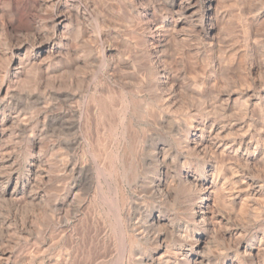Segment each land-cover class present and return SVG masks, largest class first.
Segmentation results:
<instances>
[{
	"label": "rangeland",
	"instance_id": "374dc122",
	"mask_svg": "<svg viewBox=\"0 0 264 264\" xmlns=\"http://www.w3.org/2000/svg\"><path fill=\"white\" fill-rule=\"evenodd\" d=\"M166 1L0 0V98L5 94L2 90L4 85L17 87L14 100L5 107V112L28 121L27 125L17 122L7 124L5 135L0 140V190L8 183L11 189L16 187L12 196H3L0 192V264H60L64 255H68L66 264H145L144 256L153 252V245L148 241H137L132 234H123L115 218L113 201L119 198L126 200L125 215L131 197L145 193L141 185L136 187L129 184L133 175L131 178L129 172H124L119 160L116 161L113 176L108 177L107 181L96 173L91 174L87 184L78 191L76 210L68 207L60 211V197L70 192L74 184V177L64 166L73 153L83 158L87 148L83 144L74 148L70 146L68 139L74 130L69 124L55 117L45 118L49 113L46 102L53 103L54 112L67 107L56 96H44L45 82L39 80L38 64L30 65V54L34 47L54 37L53 24L60 11L70 15L72 29L65 38H58L52 56L44 54L47 72H51L53 80L54 71L59 67L69 69L74 74L83 72L87 81L93 80L99 84L100 91L95 94L98 99L102 89L106 93L118 92V85L109 83L110 64L118 66L124 60L136 61L139 64L138 73L145 78L128 84V99L132 96L136 98L128 108L120 104L122 96L119 93L113 98L115 109L110 112L109 122L105 124L99 118L100 112L91 101L92 97L89 102L78 100L85 111L84 133L87 138L91 135L90 140H93L92 144L95 143L93 147L96 151L92 144L91 149L101 152L100 160L97 159L99 163L106 166L108 157L102 149H98L102 144H112L105 127L110 128L111 124L123 119L126 125L130 124L138 131L146 128L157 133L146 146L155 142L166 143L167 140L173 142L180 156L171 165L169 179L182 167L199 170L207 163L222 167L225 186L223 198L212 202L214 205L211 206L214 211L222 209L223 217L219 222L212 221L204 226L194 215L202 191L186 181L176 185L174 203L169 206L161 204L162 210L175 220L174 226L163 231L164 248L160 253L166 258L161 264H184L180 255L183 241L199 231L207 235L203 254L214 257L204 264H223L229 258L236 259L239 264H252L246 248L254 231L259 228L253 223L247 201L233 203L230 197L242 192V179L252 177L253 170L242 159L222 155L214 148V144L222 138L229 141L237 137V129L224 137L213 138L206 150L201 152L185 146V139L191 120L198 119L206 125L212 123L210 118L214 116L221 119V125L235 121L232 118L235 117L236 107L224 114L214 115L207 102L209 96L205 98L204 94L214 95L216 91L226 94L230 89L240 90L237 63L243 67V72H249L253 64H261V71L257 72L261 76L260 83H255L252 78L255 73L252 71L254 75L249 76L241 91L264 94V0H216L219 17L215 21L212 46L207 44L204 31L195 27L190 19H182V23L175 24L174 18L168 14ZM181 1L185 0H177V5ZM163 42L168 43L165 51L168 56L170 47L179 52L182 65L168 57L159 62L156 60ZM20 44L25 47L17 57L13 56V50ZM254 49L259 51L258 55ZM76 54L95 55L98 60L87 66L81 62L71 66L70 61ZM221 59L229 62L235 70L220 72L218 61ZM19 61H27L31 69L18 74L21 71L18 68L22 65ZM152 62H156L157 66L169 67L175 75L170 79L174 90L169 89L168 85L156 86L153 75L146 74L144 67ZM115 70L120 76L118 68ZM68 76L61 74L57 79L61 78L62 81ZM60 91L65 93V90ZM82 92L90 97L93 90L84 88ZM169 94L172 95L170 100L165 98ZM141 98L154 99L153 109L141 105L138 101ZM78 101L73 99L70 104L77 107ZM204 101L209 108H205ZM166 104L171 105L169 110L165 108ZM196 106L203 107L197 110ZM160 114L170 115V121L175 128L179 125L180 132L172 130L170 133L164 129L157 121ZM89 127L90 130L87 129ZM98 135L100 147L94 142ZM123 138L120 136L122 142L117 140L120 142L116 141L113 147L117 151L121 149L122 153L126 144ZM35 147L37 150L33 152ZM137 152L139 156L140 151ZM8 156L11 161L7 163ZM91 161L94 163L92 158ZM31 163H35L37 172L30 170ZM156 164V160L140 164V180L150 182L148 178L156 172ZM261 180L264 188V178ZM137 183L141 184L140 181ZM100 186L103 188L102 194L98 190ZM145 199L159 203L149 195ZM179 224L186 229L184 238L176 232ZM259 226L263 228L262 224Z\"/></svg>",
	"mask_w": 264,
	"mask_h": 264
},
{
	"label": "bare ground",
	"instance_id": "6f19581e",
	"mask_svg": "<svg viewBox=\"0 0 264 264\" xmlns=\"http://www.w3.org/2000/svg\"><path fill=\"white\" fill-rule=\"evenodd\" d=\"M166 4L168 14L172 19L174 18L175 24L182 23V19H190L195 27H199L204 31L208 40L207 44L209 46L213 45V39L215 38L214 32L216 30L215 21H217L219 17L216 0H185L179 2V5H177V0H167ZM203 10L204 13H202ZM71 29L72 25L70 15L64 11H60L57 13L53 24L54 37L38 43L30 54V65L35 63L38 64L37 74L39 76V80L41 82H45L44 96H56L67 107L60 112H54L53 103L46 102L49 113L46 114L47 117L45 118L53 119L55 117L64 121L65 124H69L68 126L74 130L68 139V142L71 143L70 146L74 148L83 144L87 148V150H84V153H86V151L87 153L84 157L82 156L83 158H80L78 155L73 153L70 160L64 166L65 169L68 170L74 177V184L71 187L70 192H67L63 197H60L58 202V205H60V211H64V209L68 207H74L76 210L78 206H75V203L77 201L78 191L85 183L87 184L90 180L91 174L96 173L107 181L108 177L113 176L116 161L119 160L124 172H129L131 174V178L133 175V179L129 181V184L136 185V187L141 185L143 191L142 189L140 190L145 193H141V195L139 194V196L136 197H131L132 199L127 202L128 211L125 215L123 212L126 208V200L123 201L119 198L116 201H113L112 209L114 211L115 218L121 226L123 234H132L135 240H146L153 245V252H148L150 254L144 256L143 262L145 264H161V262L166 258L164 254L160 253L162 248H164L162 241L163 231L168 230V227L174 226L175 222L170 214L162 210L161 204L169 206L171 203H174L176 199L174 191H177L176 185L186 181L192 187L199 188L202 191L200 201L195 207L194 215L199 218V221H201L204 226L210 224L212 221L219 222L222 220L220 218L223 217L222 209L220 211L218 208L217 211H214L211 206L214 205L212 202L216 203V201L223 198L222 193L225 190V186L222 167L217 164L213 165L210 163H207L199 170L184 169V167H182L176 170L171 179H169L168 174L172 171L171 165H174L180 156V153L173 145V142L167 140L166 143L160 144L159 142H155L154 144L150 143L151 145L148 144V146H146L148 141L154 140L153 135L157 133H154V131L151 130H146V128L142 129V132L138 131L130 124L126 125V122H124L123 119L119 120V122L111 124L110 128L105 127L108 130V140L112 141L111 145L110 143L102 144L100 147L99 144L101 141L99 135L95 138L94 142H96V144L98 143V146L100 147L98 150L102 149L103 153H105L106 157H108V159H106L108 160V164L106 165L107 168L103 165L104 163H99L97 159H99L101 152H95V147H93L95 143L92 144L93 140H90L91 135L87 138L85 135L86 133H84V123L86 117L84 107L80 106L79 101L86 100L89 102L92 97L91 101L95 103L100 112L99 118L101 119V122L105 124L109 122L108 116L111 114L110 112L115 109V106H113V98L117 97L119 93L122 96L120 104L122 103V105H125V109L128 108L130 104H133L134 101H136V98L133 96L131 99H128V95L126 94L128 84H130V81L134 84L136 79L145 78L143 77L144 75L142 76L138 73L137 70L139 69V64L136 61L130 62L124 60L123 63L118 66L110 64L111 68L108 70L110 78L109 83L111 85H118V92L114 91L115 93H106L102 89V94L98 99H96L95 94L100 91L99 84H96L93 80L87 81L83 72L74 74L69 69L59 67L56 71H54L55 80H53L51 72H47V60L45 61V58H43L44 54L46 53L52 56V52H55L54 48L56 47V41H58V38H65ZM162 45L161 51L157 53L156 60L159 62L168 57L170 59L173 58L179 65H182V58L179 52L173 51L175 48L170 47L171 53H169L168 56L165 52L166 49H168V43L163 42ZM24 47V44H20L13 50V56L17 57L19 52L22 51ZM254 52L257 55L259 54L257 49H254ZM97 60L98 59L95 55L92 56L91 54H88L80 56L76 54L72 57L70 64L71 66H77L81 62L82 65L87 66L96 63ZM19 64L22 65L18 68L19 70L21 68V71H19L18 74L23 71L28 72L31 69V67L28 66L29 64L27 61H19ZM218 66L220 72L223 73L233 70L234 68L229 62L223 61L222 59L218 61ZM117 68L120 71V76L115 70ZM242 68L240 67V63H237L236 73L239 77L240 90L235 91L230 89L226 92V94H224L225 92L223 91H216L214 95H210L209 93L204 94L205 98L209 96L207 102L210 104L214 115L219 113L224 114L231 108L236 107V111L234 112V116L236 118H232V120L235 121L229 125H221V119L214 116V118H210L212 123L206 125L204 121H199L198 119L191 120L188 125L189 131L187 139H185V146H188V148L192 150L201 152L206 150V146L213 138L224 137L225 134L229 135L232 133V130L237 129V137H234L229 141H224L222 138L214 144V148L222 155L235 156L242 159L245 164L250 166L253 170L252 177H244L242 179V183L244 184V186H242V192L235 193L233 196L231 194L232 197H230V200H233V203L237 201H247V204L250 207L253 223L259 229L254 231L250 245L245 248L248 249L252 264H264V188L262 187L263 183L261 180L262 177L264 178V174H260L261 172L264 173V94L256 95L250 93L249 90L241 91L249 81V76L253 73H255V75L253 74L254 76H252L255 83H260L261 76H259L257 72L260 70L261 64H253L252 68L249 69L250 73L247 71L243 72ZM144 69L146 74L153 75L156 86H158V84L165 86L168 85L169 89L174 90V85L171 80L175 77V75L171 70H169V67L157 66L156 62H152V64L150 63V65H146ZM219 70L216 69L215 71L219 72ZM15 74L17 75L16 69ZM57 74H67L69 76L67 79L61 81V78L59 80L57 79ZM57 84L59 85L56 87ZM84 88L93 90L90 97L83 94L82 90ZM2 90L5 91V94L0 98V140L5 135V126L7 124L17 122L19 125H27L28 123V121L23 117L13 115L11 112H5V107L12 104L14 100L17 87L15 88L9 85H4ZM60 90H65V93ZM171 96L172 95L169 94L165 98L170 100ZM73 99L77 101L79 100V105L77 107L70 104ZM138 101L141 102V105L144 104L146 107H150L152 109L155 105L154 99L152 101L151 98H141ZM207 102L204 101L205 108H209V104ZM202 107L203 106L197 107V110ZM165 108L169 110L171 105L166 104ZM157 121L170 133L172 130H175L177 133L181 130L179 125L175 128V125L170 121V115L168 114H160L157 117ZM87 129L90 130V127ZM87 133L89 135L88 131ZM120 136L124 137L125 139H123L126 141V144L123 147V153L121 149H119V151H117L116 148L113 149V147H115V142L120 140ZM91 144L95 151L91 149ZM108 146H110V148ZM36 150L37 148L35 147L33 152ZM137 150L140 151L139 156L137 154ZM136 156L138 157L136 158ZM91 158L94 163H92ZM151 160H156L157 164L155 165L156 168H154L156 169V172L153 176L148 178V181L151 179L150 182L140 180L139 177L142 172L140 168L142 165L140 166V164H145L147 161L151 162ZM6 161L7 163L10 162L11 157L8 156ZM29 167L32 172H37V169H35V163H31ZM162 170H164V172ZM139 181L141 184L137 183ZM100 185L102 186V183ZM101 186L98 188L100 194L103 193V188ZM15 188L13 187L11 189L10 184L8 183L2 186L0 192L3 196H12L13 193L15 194ZM88 189H90L89 186ZM146 195L155 198L159 201V203L155 204L154 201H147L145 199ZM261 224L263 228H260L259 225ZM177 226L176 232L179 236L184 238L185 234H187L186 229L182 228L181 224ZM206 239L207 235L203 231L195 232L191 238L184 239L182 248H180V255L184 259V264H204V262H210L214 258L209 254H203L206 246ZM123 241L125 243V240ZM261 257L263 259L262 261ZM67 261L68 255H64L60 264H66ZM223 264H239V262L234 258H229L226 259Z\"/></svg>",
	"mask_w": 264,
	"mask_h": 264
}]
</instances>
